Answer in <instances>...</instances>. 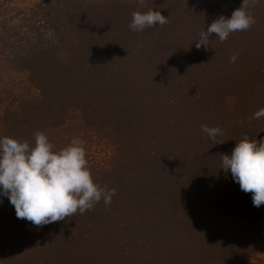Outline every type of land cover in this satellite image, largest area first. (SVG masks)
<instances>
[{"label": "trees", "instance_id": "1", "mask_svg": "<svg viewBox=\"0 0 264 264\" xmlns=\"http://www.w3.org/2000/svg\"><path fill=\"white\" fill-rule=\"evenodd\" d=\"M241 4L38 0L0 31V60L26 70L33 89L4 106L0 137L34 145L40 131L56 151L93 131L112 155L88 163L92 178L116 190L110 206L42 227L0 196V264H260L264 205L219 166L245 134L264 137V118L248 119L264 108V0L249 30L195 46ZM150 9L168 23L131 31L132 12Z\"/></svg>", "mask_w": 264, "mask_h": 264}, {"label": "clouds", "instance_id": "2", "mask_svg": "<svg viewBox=\"0 0 264 264\" xmlns=\"http://www.w3.org/2000/svg\"><path fill=\"white\" fill-rule=\"evenodd\" d=\"M257 3L258 0H242L230 18L220 15L207 30L199 33L196 48L204 46L207 49L213 33L220 42H224L231 33L249 30L255 23L249 9ZM131 17L128 27L133 32L142 33L168 23L160 11L151 9L134 11ZM236 59V54H233L230 62L234 63ZM262 118L264 108L255 111L248 119L250 122ZM200 127L215 144L224 143L216 141L218 135H223L219 127L209 128L203 124ZM219 169L225 174L230 172L240 190L252 194L253 206L259 208L264 205V137L257 140L245 134L236 142L230 155L221 154ZM115 193V188L109 189L106 184L102 187L94 182L86 151L79 140L54 151V145L40 131L34 133V145L7 136L0 137V196L7 197L18 219L42 227L63 221L77 212L82 215L101 201L108 207Z\"/></svg>", "mask_w": 264, "mask_h": 264}, {"label": "rangeland", "instance_id": "3", "mask_svg": "<svg viewBox=\"0 0 264 264\" xmlns=\"http://www.w3.org/2000/svg\"><path fill=\"white\" fill-rule=\"evenodd\" d=\"M38 0H0V31L4 32L27 16L31 5ZM27 71L15 65H7L0 60V114L4 106L12 104L15 99L33 89L26 83ZM73 140H79L86 151L89 164L103 165L112 155L110 142L93 131H85ZM258 251L252 257V263H264V232L258 240Z\"/></svg>", "mask_w": 264, "mask_h": 264}]
</instances>
